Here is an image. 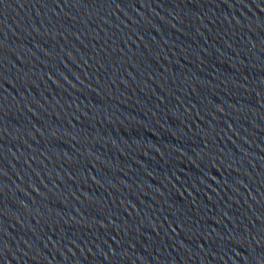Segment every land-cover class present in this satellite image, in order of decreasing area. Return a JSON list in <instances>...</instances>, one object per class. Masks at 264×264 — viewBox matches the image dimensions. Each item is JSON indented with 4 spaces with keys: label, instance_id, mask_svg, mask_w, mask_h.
I'll return each instance as SVG.
<instances>
[{
    "label": "water",
    "instance_id": "95a60500",
    "mask_svg": "<svg viewBox=\"0 0 264 264\" xmlns=\"http://www.w3.org/2000/svg\"><path fill=\"white\" fill-rule=\"evenodd\" d=\"M0 264H264V0H0Z\"/></svg>",
    "mask_w": 264,
    "mask_h": 264
}]
</instances>
